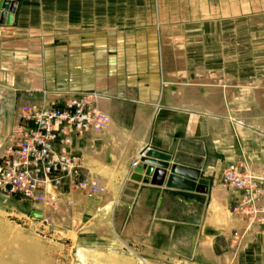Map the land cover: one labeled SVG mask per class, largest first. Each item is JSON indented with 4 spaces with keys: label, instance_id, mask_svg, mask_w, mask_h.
Masks as SVG:
<instances>
[{
    "label": "crops",
    "instance_id": "0c3cea01",
    "mask_svg": "<svg viewBox=\"0 0 264 264\" xmlns=\"http://www.w3.org/2000/svg\"><path fill=\"white\" fill-rule=\"evenodd\" d=\"M14 1L13 24H0V156L14 130L34 126L31 113L72 96L93 94L109 119L73 139L77 181L101 191L67 177L54 209L31 204L38 220L108 246L125 230L152 246L164 234L201 264L224 263L217 241L228 249L245 223L230 213L240 192L223 175H264V0ZM148 148L196 177L205 204L170 195L169 171L161 187L138 172ZM248 234L238 263L264 264V236Z\"/></svg>",
    "mask_w": 264,
    "mask_h": 264
},
{
    "label": "built area",
    "instance_id": "2783aa9c",
    "mask_svg": "<svg viewBox=\"0 0 264 264\" xmlns=\"http://www.w3.org/2000/svg\"><path fill=\"white\" fill-rule=\"evenodd\" d=\"M27 118L34 126L14 130L0 156V191L4 196L43 203L48 200L49 188H56L67 177L90 194L100 192L95 184L77 181L82 165L73 148L75 136L102 133L108 127L109 119L97 107L94 95L72 96L62 105L43 108ZM138 164L134 162L133 166ZM222 182L240 192L232 211L246 220V233L256 226L264 227V175L253 176L232 167L225 171Z\"/></svg>",
    "mask_w": 264,
    "mask_h": 264
},
{
    "label": "rangeland",
    "instance_id": "374dc122",
    "mask_svg": "<svg viewBox=\"0 0 264 264\" xmlns=\"http://www.w3.org/2000/svg\"><path fill=\"white\" fill-rule=\"evenodd\" d=\"M58 200V192L51 187L48 200L36 205H44L47 210L54 209ZM32 210L39 211L38 206L16 203L13 197L7 198L0 191V264H201L191 247L180 249L164 234H158L154 246L148 244L147 238L134 239L137 235L131 230L123 232L122 244H91L83 239L86 235L71 230L65 222L48 216L43 221L31 217ZM230 213L245 223L244 230L232 233L227 240L228 249L224 247L225 240H218L217 253L226 257L222 264H239L238 256L246 243L243 241L254 236L246 233L248 225L243 217L232 210ZM256 227L264 236V227Z\"/></svg>",
    "mask_w": 264,
    "mask_h": 264
},
{
    "label": "water",
    "instance_id": "95a60500",
    "mask_svg": "<svg viewBox=\"0 0 264 264\" xmlns=\"http://www.w3.org/2000/svg\"><path fill=\"white\" fill-rule=\"evenodd\" d=\"M16 6L17 4L14 0H0V24H13ZM170 162L171 156L148 148L142 153V159L139 163L140 169H138V172H145V175L148 178L147 180H150L152 185L161 187L164 185L169 171L170 175L166 181V186L169 189L168 193L170 195L182 196L188 201L195 200L199 204L204 205L206 197L193 194V191L196 188L194 182L198 181V179H196V177H189V175L184 172L186 170L181 169L177 165L170 166ZM183 178H187L188 180ZM199 184H204V182L199 181ZM31 217L42 219L43 215L38 212H33L31 213Z\"/></svg>",
    "mask_w": 264,
    "mask_h": 264
},
{
    "label": "bare ground",
    "instance_id": "6f19581e",
    "mask_svg": "<svg viewBox=\"0 0 264 264\" xmlns=\"http://www.w3.org/2000/svg\"><path fill=\"white\" fill-rule=\"evenodd\" d=\"M199 93V92H198ZM229 95V94H228ZM177 96V95H176ZM231 96V95H230ZM211 98V97H210ZM204 101H206V100H204ZM206 103V102H205ZM244 125V124H243ZM238 126H242V124L241 123H238ZM35 212H38V211H35ZM38 213H41V212H38ZM42 214V213H41ZM43 215V214H42ZM44 218V216L42 217V219Z\"/></svg>",
    "mask_w": 264,
    "mask_h": 264
}]
</instances>
